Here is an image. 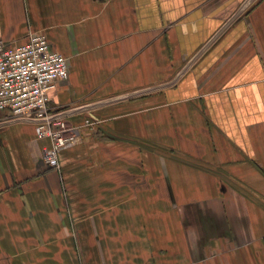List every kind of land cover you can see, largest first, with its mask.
Returning <instances> with one entry per match:
<instances>
[{
	"label": "crops",
	"instance_id": "obj_1",
	"mask_svg": "<svg viewBox=\"0 0 264 264\" xmlns=\"http://www.w3.org/2000/svg\"><path fill=\"white\" fill-rule=\"evenodd\" d=\"M32 33L73 142L0 111V264H264V0H0Z\"/></svg>",
	"mask_w": 264,
	"mask_h": 264
},
{
	"label": "built area",
	"instance_id": "obj_2",
	"mask_svg": "<svg viewBox=\"0 0 264 264\" xmlns=\"http://www.w3.org/2000/svg\"><path fill=\"white\" fill-rule=\"evenodd\" d=\"M68 74L65 56L50 49L44 34L32 33L17 45L0 40V111L9 112L8 120L34 123L36 136L49 140L40 155L52 168L58 167L59 151L73 142L62 112L49 105L50 93Z\"/></svg>",
	"mask_w": 264,
	"mask_h": 264
}]
</instances>
